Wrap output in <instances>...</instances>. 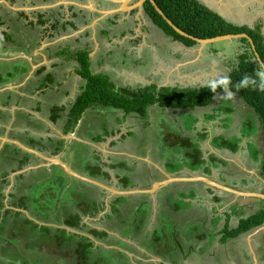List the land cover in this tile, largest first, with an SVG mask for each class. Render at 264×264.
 I'll return each instance as SVG.
<instances>
[{"label": "crops", "instance_id": "crops-1", "mask_svg": "<svg viewBox=\"0 0 264 264\" xmlns=\"http://www.w3.org/2000/svg\"><path fill=\"white\" fill-rule=\"evenodd\" d=\"M3 1L8 2V5ZM14 1L17 2L0 0V17L4 22L0 31H5L10 38L9 43L0 46L5 49H0V74H5L6 70L7 75H14L12 80H4L5 83L0 84V129L4 130L3 133L0 132V139L17 141L48 158L58 157L75 172L107 187L117 190L132 189L136 192L126 196L115 195L96 185L66 175L60 166L49 164L11 142L5 140L1 144L0 141V206L3 207L0 213L3 215L5 210H11L12 214L6 218L8 223L18 216L22 221L25 218L39 226L86 236L94 242L95 248L99 246L105 250L124 253L130 264L150 262L264 264V224L238 237L225 238V231L236 229L241 220H244L242 217L248 218L264 209V200L258 197L264 195L262 174L264 158L259 153L263 151L261 144L264 141V126H261L260 118L257 119L252 115V118L249 117L250 112H255L253 108L230 89V74L237 67V63L234 64L230 58L214 49L215 44L223 40L206 44H199L193 40L195 42L193 45H185L160 30L146 15L144 7L140 10L129 9L125 11L126 13H122L123 17H114L116 13L107 16L105 21L110 25L111 28L108 29H111V32L106 31L108 35L105 38L101 36L99 39L96 36L95 31L99 30V25L85 28L79 25L75 30L63 33L66 24L64 20L69 22L72 20L71 7L83 8L88 13L95 14L98 9L97 3L93 0H62L56 5L50 2L46 4L41 0ZM87 1L88 9L83 6ZM91 1L94 4L93 9L90 8ZM197 1L239 27L246 26L253 29L262 21L264 15V0ZM106 4L108 3H104L105 6ZM42 5L50 7L41 8ZM126 6H129V1ZM55 7L61 8L60 12L64 14L65 19L61 21L60 32L53 31L55 33L53 34L48 22L41 27L37 22L40 15L44 17L47 10ZM21 12L27 18L25 21L17 18V15L20 17ZM53 24L56 26L55 23ZM104 27L106 28V24ZM12 28L18 30L16 32L22 36V39L17 37ZM44 29L48 31L47 35ZM41 32H44L43 36ZM87 33L90 34L85 38ZM80 41L83 44L77 45L73 52L69 51V57H66L64 53L69 50L66 46ZM238 41L227 42L232 45ZM85 49L89 51L92 74L107 76L117 90L127 97L147 87L153 88L155 92L162 89L191 91L208 87H216L218 90L215 91L211 103L205 107L170 109L154 104L148 107L146 116L142 117L141 126L136 114H126L122 110H111V113H106V109L100 107L88 110L87 112L93 115H102V112H105L110 119V127L105 133L89 136L86 125L82 123L84 116L72 130L66 126L67 113L62 114L64 118H58L56 122L47 115L49 108L56 105L70 106L80 94L84 80L78 73L79 65L75 58L77 52ZM26 50L30 53H25ZM101 50L104 51L103 55ZM113 50L134 57L133 65L128 67L122 65L123 61H121L114 67L116 62L108 63L105 56ZM232 51V55L237 57L244 50L242 45L241 47L237 45L236 51L233 49ZM23 63L29 68L27 73L21 76L19 64ZM34 66H37L36 69H33ZM40 68L44 70L36 76ZM48 75H50L49 80ZM31 80H34L33 83L36 85L48 80V84L51 82V85L31 94L29 90L31 88L27 89ZM225 102L233 103L234 109L225 107ZM243 111L247 114L245 125L253 127L249 133L244 132L246 128L241 118ZM154 114L158 117L156 120L152 118ZM163 117L180 128V137L177 138L174 133L168 134V130L164 128L166 123ZM158 120L163 122H159V130H156ZM253 121H256L257 128L252 125ZM147 135L157 139L158 135L163 136L162 141L167 143L166 146L176 144L177 140L186 142L185 140L195 138L199 141L201 156L205 159L212 156L215 162L208 169L207 167L193 169L186 166L172 169L171 159L167 157L166 151L161 146H157V141L145 142L149 138ZM230 137H234L236 143L229 142ZM75 144L83 146L86 151H72L71 147ZM5 145H11L31 155L32 161L18 170L20 156H16L11 149L4 150ZM249 145L256 152V157L250 152ZM185 148L184 151H191V146L187 142ZM69 155L75 159L79 158L81 164L76 165L75 162L67 160ZM173 155L176 156L175 153ZM95 166L100 168V175L92 177ZM5 172H9L6 178L3 177ZM53 172L56 173L57 179L53 177ZM61 173L66 178L65 181L62 180L64 188L60 180ZM124 177L129 180L126 189L120 185V179ZM198 177L206 178L244 195L218 190L208 183L197 181ZM4 179H7V183ZM73 182L79 184L76 189ZM156 183L158 185L153 190ZM68 189L75 191V195L70 193L76 200L72 206L66 205L64 199L65 191ZM34 194H37L39 200L33 201ZM80 194L91 199L93 204H84L83 200H78ZM118 198L120 201L117 202ZM21 199L28 203L26 208H19V205L12 206ZM114 202H117L115 210H120L122 213L126 209L129 213L139 206H147L149 212L142 220V225L145 226L135 235L136 240L128 234L123 237L124 235L114 230L112 225L110 227L109 222L104 221L106 215L113 211ZM179 204H184L186 207L180 209ZM60 205L74 208V213L79 215L80 225L86 227L79 230L67 227L62 223L61 219H64L62 214L59 215L60 222L55 221L56 210L50 211V207L60 208ZM39 206L43 207L42 212L38 211ZM231 208H235L240 213L231 212ZM159 214L167 220L175 218L184 224L176 228L173 235L161 230L162 236H155V231L158 233L156 227L159 226L157 223ZM188 214L193 216L188 218ZM42 217L46 220L41 221ZM202 219L208 220L203 226L212 225L217 231L215 241L206 240L203 236L199 237L194 242L205 243L207 247L204 251L195 248L196 254H189L191 252L189 240L194 236L193 231L185 228L192 224L196 226ZM212 221L213 223L209 224ZM216 223L219 225L216 226ZM91 230L105 232L108 237L96 238L90 233ZM139 237L142 239H138ZM161 237L168 242L170 239V242L178 246L181 251L186 248L184 251L187 254L182 255L180 262H169L152 254L153 247L150 243L160 245ZM143 240L148 242L147 245L142 243ZM119 241L123 244L120 245ZM11 250H16V247L13 246ZM29 254L31 259L33 255L39 256L38 251L30 250ZM201 255H205L202 261Z\"/></svg>", "mask_w": 264, "mask_h": 264}, {"label": "trees", "instance_id": "trees-1", "mask_svg": "<svg viewBox=\"0 0 264 264\" xmlns=\"http://www.w3.org/2000/svg\"><path fill=\"white\" fill-rule=\"evenodd\" d=\"M12 2H16L11 0ZM43 3H46L48 0H41ZM156 5L160 8L163 14L169 19L177 28L182 30L187 35L198 38V39H211L219 36L225 35H234V34H242L245 33L251 37L254 42V46L256 48L257 53L259 54L263 64H264V38L260 34L258 30H251L248 27H239L232 25L231 23L226 22L223 18H221L218 14L209 10L207 7L200 4L197 0H154ZM144 11L146 15L152 20V22L162 30L166 35L171 36L172 38L183 42L185 45L191 46L195 42L191 39L182 37L178 35L168 24L167 22L156 12L154 7L146 2L144 5ZM20 19L25 21L26 16L21 13ZM47 20L40 15L38 18V26H44ZM31 25H34L30 22ZM4 26V22L0 17V27ZM70 30H75V26H70ZM65 29V28H64ZM44 32L46 30L44 29ZM41 32V36L43 33ZM103 33L106 35L107 32ZM11 35V34H10ZM10 38L8 37L5 31H0V46L4 45L6 42L9 43ZM240 43H242L243 52L240 53L237 57L238 64L237 67L233 69L230 74V89L236 95L240 96L245 103L254 109V111L259 115V118L264 126V73L259 67L256 59L254 57L253 51L250 47V44L246 39H240ZM32 47V46H31ZM0 49H4V47H0ZM24 51L25 53H30V51ZM89 51L88 49L80 50L76 53L77 62L79 65L78 73L80 77L85 81L83 87L81 88L80 94L76 97V99L70 104V106H53L51 108V114L49 115L53 122H56L59 117V112L61 114L66 115L67 119V128L74 129L78 122L82 119L85 114V111L92 110L95 108H112L114 110H122L126 114H136L140 117H145L147 114L148 107L157 104L161 108H170V109H182V108H193V107H205L211 103L212 97L218 88L208 87L202 88L200 90H191V91H177L173 89H162L159 92H155L153 88H143L135 93H132V96H126L123 92L117 90V94L110 91L107 87L110 85L112 88V83L109 82V79L105 75H100V77H96L98 75L92 74L90 70V61H89ZM59 54H57L58 57ZM21 76L27 73L29 67L26 64H19ZM17 68V67H16ZM23 68V71H22ZM44 68H40L36 76H39L43 72ZM18 71V68H17ZM8 78L12 80L14 75H8ZM48 80L50 79V75H48ZM100 78V79H99ZM263 78V79H262ZM7 79L6 81H9ZM99 79V80H98ZM47 81L39 82V84L33 83L34 80H31V84L28 86L31 89V94H35L36 92L42 91L49 87ZM4 80L0 75V84H2ZM5 83V82H4ZM86 83V84H85ZM33 85H36L32 88ZM27 87V88H28ZM86 87V88H85ZM84 91L82 92V90ZM7 104V103H6ZM1 112V111H0ZM0 132L3 133L4 130L0 129ZM11 149L16 156H20L21 159L20 164L17 166V169L20 170L28 164L33 158L31 155L21 152L18 148L13 147L11 145H5L4 150L8 151ZM16 169V168H15ZM100 168L98 166L94 167L92 177L100 175ZM61 172V170H60ZM9 172H5L3 177L6 176ZM62 174V173H61ZM97 174V175H96ZM262 174L264 176V162L262 168ZM63 175V174H62ZM64 176V175H63ZM63 176L60 177V180H63ZM105 176V175H104ZM22 177V176H21ZM65 177V176H64ZM66 180V178H65ZM4 182L7 183V179H4ZM63 182V181H62ZM73 185L75 182L72 183ZM71 184V185H72ZM62 185V184H61ZM76 185V184H75ZM120 185L122 188H128L129 180L126 177L120 179ZM79 186L77 184L74 189ZM64 188V182H63ZM70 189V188H69ZM65 191L66 193H71V195H75V191L72 190ZM120 201L118 198L117 202ZM117 202L113 203L112 208L113 211L110 214H107L104 218V221L109 222L110 227L113 226L112 214L118 213L119 215L125 214L120 210L116 209ZM28 203L25 200H18L14 205V207L26 208ZM35 204V202H34ZM39 204V203H38ZM42 206V205H40ZM39 206V207H40ZM60 208L50 207V211L55 212V221L60 222L59 215H66L62 220V223L67 227L75 230L82 229V227H86L85 225H80V218L77 213H74V208L68 206H59ZM36 208V205L34 206ZM3 207L0 206V210ZM43 207L38 208V211H41ZM45 209V208H44ZM119 209V208H118ZM77 210H80L77 208ZM42 212V211H41ZM85 213V212H82ZM1 214V213H0ZM12 214L11 210H5V213L1 216L2 220L0 223V244H4V239L7 241L6 244H10L15 248V244L19 241V246L17 250L12 251L10 249V254L4 253L5 250L0 249V261L5 262L7 264H42V261H47L46 258L40 256H34L33 259H27L30 250L35 248L38 252L47 249L49 254L52 256L53 261L51 264H60V259L63 261V258H67L69 264H101L99 256L106 255L108 258V262L104 264H112L116 262V264H130L128 257L122 252H115L110 250H105L97 246L95 248L94 242L87 238L86 236H81L75 233H68L65 230L60 229H52L47 226H39L33 221H29L24 218L22 221L27 226L30 227V234H26L22 232L14 233L16 230L15 222L8 223L6 219L8 216ZM40 214V213H39ZM22 215V214H19ZM126 215H124V221H126ZM18 217V216H16ZM15 217V218H16ZM109 217V218H108ZM39 218V217H38ZM121 218V217H120ZM43 219V220H42ZM40 219L41 221H45L44 217ZM130 220V219H128ZM142 223L139 226H135L130 231L126 232V234H122L123 230H121V234L126 237V235H130L131 237H135L143 228ZM264 224V209L250 217L241 220L239 226L236 229L226 230L225 238H235L239 235L249 232L257 227H260ZM5 226V227H4ZM116 229L115 227H113ZM119 229V227H118ZM116 231H118L116 229ZM91 234L96 238L108 237L105 232H99L96 230H91ZM3 234V236H2ZM33 238H29V236H33ZM99 236V237H98ZM30 239V243L27 241ZM21 240V241H20ZM223 240V238H222ZM225 240V239H224ZM16 242V243H15ZM22 242V244L20 243ZM28 243V244H27ZM109 243V242H108ZM142 243L147 245L146 240H143ZM154 242L150 244L153 245ZM5 244V245H6ZM119 244L122 245L123 242L119 241ZM156 243L155 245H157ZM158 247L152 248V254L158 257L161 256V252H156L155 250ZM7 249V248H4ZM34 251V250H33ZM55 255V257H54ZM105 257V256H104ZM4 258V259H3ZM35 259V260H34ZM9 260V261H8ZM34 260V261H32ZM58 261V262H57ZM50 264V263H49ZM142 264H154L150 263H142Z\"/></svg>", "mask_w": 264, "mask_h": 264}, {"label": "rangeland", "instance_id": "rangeland-1", "mask_svg": "<svg viewBox=\"0 0 264 264\" xmlns=\"http://www.w3.org/2000/svg\"><path fill=\"white\" fill-rule=\"evenodd\" d=\"M96 19L97 18H94V20H96ZM98 27H103V26H98ZM12 31L15 32V34H17V37H19V39H22L21 38L22 36H20V34L18 32H16L18 30L12 28ZM106 35L103 32L101 34V36L104 37V38H105ZM239 43L240 42L238 41V43L230 45L227 41H223V42H219V43L215 44L214 49L217 50L218 53L224 54L225 56H227V58H230L233 61L234 64L235 63L238 64V59H237L238 57H235L234 55H232L233 54L232 49L234 51H236L237 45H240V47H241V45H243L242 43H240V44ZM66 47H67V49H69L70 52H73L75 47H77V43H75V44L72 43L70 45H67ZM69 51L67 50L66 53H64V52H61V53H64V55H66V57H69V55H68ZM116 55H117V53L114 55V58H116ZM118 56L120 57L121 61H123L122 65H126L128 67H131V64L133 65V63L135 61L134 57H132L129 54L128 55L126 54L124 56H122V54H118ZM236 59H237V62H236ZM22 71H23V68H22ZM0 75H1L3 80L9 79L8 75L6 74V70H5V74L2 73ZM96 77H100V76L98 75ZM109 82L111 83L110 80H109ZM85 88H83L82 92L84 91ZM107 88L110 91L112 90L113 94L114 93L117 94V88H116L115 85L112 84V88L109 85ZM224 105H225V107H228V108H230L232 110L234 109L233 108L234 107L233 103L229 104V103L225 102ZM111 110L113 111L114 109L107 108L106 109V113L107 112L111 113L112 112ZM50 114H51V109L49 108V110L47 111V115L49 116ZM241 114H242L241 115L242 116L241 117L242 118V122L244 123V124L243 123L242 124H243L244 128H246V130L244 132L245 133H249V130H251L253 127H251L249 125H245L246 116H247L246 112L243 111ZM251 115L256 117L257 119H259V115L256 112H254V113L250 112L249 113V117L250 118H252ZM59 117L62 119V118H64V115H62L61 112H59ZM152 118H153V120H156L158 117H157L156 114H154ZM164 118L165 117H163L162 119H164ZM250 118H247V119L250 120ZM138 119H140L139 121H140V126H141V124H143V123H141V121H142L141 119H143V118L138 116ZM183 119L190 123L189 120H187L185 118H183ZM253 120H254V118H253ZM164 121L166 123L164 125V128H166L168 130V132H169L168 134H173L174 133L175 134L174 136H176L177 138L180 137V135H179L180 128L175 126L171 120H167L165 118ZM159 122H163V121H161V120L156 121V123H157L156 124V128H157L156 130H159ZM82 123L86 125V131L88 132L89 136H94L96 133H105L107 128L110 127V119H109V116L105 115V112H102V115L101 114L93 115L92 113L87 112V110H86L85 114H84V117H83V120H82ZM255 123H256V121H253L252 125L255 128H257V125ZM261 126H263V124H261ZM148 137L149 136L147 135V138ZM262 137H261V142H262ZM150 140H152V142L157 141V146L158 147L161 146V148L164 151H166L167 157L171 159V162H170L171 163V167L170 168H172V169H180L182 166H186L188 168H193V169H201V168H206L207 167V169H208V167L215 162V160H214V158L212 156H209L206 159L203 158V156H201V152L199 151L200 147L198 146V142L199 141L195 140V138L185 140L188 144H190L191 151H184L186 149L185 148L186 147V142H183L182 140H177L176 144L169 145V146H166L167 143H163V141H162L163 140V136H161V135H158V139L154 138L153 136H151L148 139H146L145 142H148V141L150 142ZM228 140L231 143H236V139L234 137H230ZM179 143H180V145H179ZM214 145H216V144H214ZM261 145H262L263 151H259V153H260V156H262L264 158V141H263V143ZM164 147H165V149H164ZM249 147H250V152L252 153V155H254L256 157V152L253 150L251 145H249ZM71 149H72V151L76 150V151H79V152L80 151H86V149L83 146L79 145V144H75L74 146L71 147ZM173 153H175L176 156H174ZM73 154L74 153H72V155ZM72 155H69L68 158H66V159L69 160V161L75 162L76 165H78L79 163L81 164L82 161H79V158L75 159L74 157H72ZM76 160H78V161L76 162ZM2 162H5V161H2ZM70 164L72 166H74L71 162H70ZM53 174H54L53 177L57 179L58 177H57L56 173L53 172ZM61 176H63V175H61ZM63 180L65 181V177L64 176H63ZM58 181H59V179H58ZM36 195L37 194H34L33 201L39 200ZM79 196L80 197L78 198V200H83L84 204H88V203L91 204V205L93 204V201L91 199H89V198H87L85 196H82L81 194ZM64 199H65L66 205L69 204V205L72 206V204H74V202H76V200L73 198V196L70 195V193H66ZM139 200H141V199L139 198ZM121 201H123V200H121ZM178 206L180 207V209H182V208L184 209L186 207L184 204H179ZM148 212H149L148 208L145 205V207L144 206H139L138 209L135 208L133 210H130L129 213H128L127 209H126L124 211L125 214L119 215L118 213H115V214H112V218H109V217L108 218L112 220L111 224H113V227H115L118 230V232H121V230L124 229L122 234L125 235L126 232L130 231L135 226H139L142 223V220L144 219V217L147 216ZM179 212L182 213L181 211H179ZM231 212L236 213L238 211L235 208H231ZM238 213H240V212H238ZM124 215H126L125 216L126 219H127L126 221L123 220L124 219ZM160 215L161 214H159V216H157V223H159V226L156 227L158 233H156V231H155V236L161 235V230L163 232H164V230L167 231V232H170V234L173 235V234H175V232L177 230L176 228H179V226L184 224L183 222H181L179 220H175V218H173L172 220H167V218H165L163 216H160ZM1 216L2 215L0 214V217ZM63 216L65 217L66 215L64 214ZM191 216H193V215L188 214V218H190ZM242 218L245 219L246 217H242ZM128 219H130V220H128ZM1 220L2 219L0 218V223H1ZM14 222H15V225H16V229H15L16 231L14 233H20L22 235V232L23 233L25 232L26 234H30V227L27 226L25 223H23L20 218H18V217L13 218L12 219V223H14ZM207 223H208V220L202 219V220H200V222L197 223L196 226L193 225V224L189 225L186 228L183 226L185 228V230L189 229V230H191V232L193 231V233H192L193 236H194V238L192 239L193 241L189 240V243H190L189 247L191 249V252L189 254H196V252H194L195 248H198L199 251H204L205 247H207V245L205 243L204 244H200V243L198 244V243L194 242L196 239L198 240L199 237L201 238L203 236V238H205L206 240L208 239L209 241L210 240L215 241L216 234H217L216 232L217 231L214 230L215 228L212 225L211 226H203L204 224H207ZM212 223H213V221L209 222V224H212ZM218 225H219V223H216V226H218ZM118 227H119V229H118ZM200 228H202L201 229L202 231L200 230ZM116 229H114V230H116ZM222 232H224V229H223ZM2 236H3V234H2ZM33 237H34V235L33 236H29V238H33ZM136 239L137 238L135 237V240ZM138 239L141 240L142 238L139 237ZM27 242L30 243V239ZM6 243H7V241H5V239H4V244H0V249L5 250L4 253H6V254H10V249H12L13 246L10 245V244H6ZM20 243L22 244V242H20ZM159 244L160 245H152V247H158L155 251L157 253L161 252L162 258L165 259L166 261L176 262L177 263V262H180V260L182 258V255L187 254L186 251H184V250H186V248H184L183 251H181V249L178 246H176L175 244H172L170 242V239H169V242H168L164 237H161V243H159ZM18 246H19V241L17 242V244H15L16 250L18 249ZM4 248H7V249H4ZM31 250H34L36 252L38 251L37 249L35 250V248L34 249L32 248ZM182 252H183V254H182ZM204 253H206V252H204ZM50 254H49V251L47 249H44V250L39 252V256L43 257V258H46V260H47V261H42V264H49V263L51 264L52 263V259L53 258H51ZM36 256H38V255H36ZM204 256L205 255H201L200 256V260L201 261L203 260ZM54 257H55V255H54ZM28 258L31 259L30 256H27V259ZM99 259H100V263L101 264H104L105 262H108V258L104 254L100 255ZM34 260H32V261H34ZM62 260L63 261H61V259H60V264H69V263H71V262L67 261L68 260L67 258L66 259L63 258ZM0 264H7V263L0 261ZM206 264H209V263L207 262Z\"/></svg>", "mask_w": 264, "mask_h": 264}, {"label": "water", "instance_id": "water-1", "mask_svg": "<svg viewBox=\"0 0 264 264\" xmlns=\"http://www.w3.org/2000/svg\"><path fill=\"white\" fill-rule=\"evenodd\" d=\"M110 2H113V3H116V4H121V7L119 9H110V10H98L97 9V13H100L101 14V17L96 19V20H93L91 25H95L97 23L98 20H101V19H104L106 18L107 16L109 15H112L113 13H117V12H125V11H128L129 9H137V10H140L142 9L143 5L145 2H149L153 7L154 9L156 10V12L167 22V24L180 36L182 37H185V38H188V39H191V40H194L195 42L197 43H201V44H206V43H212V42H216V41H220V40H223V41H234V40H240V39H246L247 42L250 44V47L253 51V54H254V57L256 59V62L258 63L259 67L261 68L262 72L264 73V64L259 56V54L257 53L256 51V48L254 46V42L253 40L251 39L250 36H248L247 34L245 33H242V34H234V35H225V36H219V37H216V38H211V39H198V38H194V37H191L189 35H187L186 33H184L182 30H180L179 28H177L169 19L166 18V16L163 14V12L160 10V8L156 5L155 1L154 0H137L133 5L130 4L131 3V0H108ZM127 1H129V6H126V3ZM4 4H7L8 5V2H5L3 1ZM91 9L94 8V4L92 3L91 1ZM57 5V4H56ZM41 8H48L50 7L49 5H42L40 6ZM86 7V6H85ZM87 8V7H86ZM128 8V9H127ZM37 66H34L33 69H36ZM6 140V142H11L12 144L16 145L18 148H20L21 150L27 152V153H30V154H33V155H37L39 156L40 158H42L43 160H45L47 163L49 164H54V165H58L62 168V170L64 171V173L72 178H75L77 180H80V181H84V182H87V183H90V184H93V185H96L106 191H109L110 193H113L115 195H120V196H126L128 194H131V193H134L136 191L130 189V190H117L115 188H110V187H107L103 184H101L100 182H97L96 180H93V179H90L88 177H85V176H82L81 174L75 172L74 170H72L66 163L62 162L58 157H53V158H48V157H45L44 155H42L40 152L36 151V150H33V149H30V148H27L25 147L23 144L17 142V141H10L8 139H5V138H1L0 141H1V144L4 143V141ZM197 181H202V182H205V183H208L209 185H211L212 187L218 189V190H221V191H225V192H229V193H234L236 195H244V194H241L240 192H236L234 190H231L225 186H222V185H219V184H216L212 181H209L208 179L206 178H201V177H198L196 179ZM157 183L154 185L153 187V190L157 187ZM258 197H261L263 200H264V195H258Z\"/></svg>", "mask_w": 264, "mask_h": 264}, {"label": "flooded vegetation", "instance_id": "flooded-vegetation-1", "mask_svg": "<svg viewBox=\"0 0 264 264\" xmlns=\"http://www.w3.org/2000/svg\"><path fill=\"white\" fill-rule=\"evenodd\" d=\"M89 1V0H88ZM88 1H87V3L85 4V5H83V6H87V4H88ZM93 1H95L96 3H97V5H98V10H109V9H107V8H110V9H119L120 8V6H121V4L119 3V4H116V3H113V2H110V1H108V0H93ZM137 0H135V1H132L130 4H134L135 2H136ZM17 2V1H16ZM53 3V4H59L60 2H62V0H48L47 2H46V4L47 3ZM100 2H102L103 4H100ZM104 3H108V4H106V6L104 5ZM146 3V2H145ZM145 3H144V5H145ZM129 4V5H130ZM109 7H108V6ZM144 5H143V7H144ZM111 6V7H110ZM60 7H55V8H52V9H50V10H47L46 11V13L44 14V18L47 20V22H48V24H50V30L53 32H55V31H57V32H60V26H62L61 25V21L63 20V19H65V16H64V14H62L61 12H60ZM88 9V8H87ZM73 10V12L71 13V17H72V20L69 22V21H67V20H64L65 22H66V24H65V29H64V31H63V33H66V32H69L70 31V29H71V27L70 26H75V28L77 27V26H79V25H83L84 26V28L85 27H89V26H91V23H92V21L94 20V18H100L101 17V14L100 13H95V14H90V13H88L87 11H85L83 8L82 9H79L78 7H76V6H73V7H71V11ZM134 10H136V9H134ZM263 10H264V6H263ZM22 13V12H21ZM20 13V14H21ZM122 13H126V12H117L116 13V15H114V17H119V16H121V17H123V14ZM113 15V14H112ZM110 16V15H109ZM17 18L18 19H20V17L17 15ZM111 18V17H110ZM106 19L104 18V19H101V20H98L97 21V23L95 24V25H99V26H103V27H98L99 28V30H96L95 32H96V36H98L99 37V39L101 38V34H102V32L104 31V32H108V33H110L111 32V29H108V28H111L110 27V25L108 24V22L106 23V21H105ZM226 22H228V23H231L230 21H228V20H226V19H224ZM46 22V23H47ZM45 23V24H46ZM53 23H55L56 24V26L53 24ZM105 24H106V28L104 27L105 26ZM232 25H235V24H233V23H231ZM53 25L55 26L54 27V30H53ZM236 26V25H235ZM241 27H243V26H241ZM244 27H246V26H244ZM101 28H102V30H101ZM250 29V28H249ZM251 30H258L259 32H260V34L263 36V38H264V34H263V30H264V15H263V19H262V21L260 22V23H257L256 25H255V27L253 28V29H251ZM91 31V30H90ZM53 32V34H55ZM46 33V35H47V33H48V31L47 32H45ZM108 33H107V35H108ZM90 33H87L86 34V36H85V38H88V35H89ZM81 44H83L82 43V41H80V43L78 42L77 43V45L78 46H80ZM69 51V50H68ZM103 52L104 51H102L101 50V54L103 55ZM117 52L115 51V50H113V51H110V53L107 55V56H105L106 58H105V60L108 62V63H113V62H116L115 63V66L114 67H116V65H117V63H120L121 62V59H120V55L118 56V54L119 53H117V55H116V58H114V55L116 54ZM122 56H124V55H122ZM119 57V58H118ZM76 60L75 61H77V58H75ZM117 61H119V62H117ZM112 66L114 65V64H111ZM110 65V67H112Z\"/></svg>", "mask_w": 264, "mask_h": 264}]
</instances>
